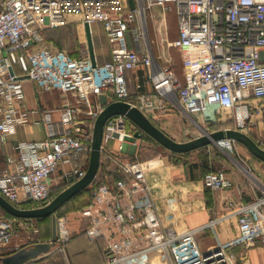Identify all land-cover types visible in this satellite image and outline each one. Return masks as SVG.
Returning a JSON list of instances; mask_svg holds the SVG:
<instances>
[{
  "label": "built area",
  "instance_id": "built-area-1",
  "mask_svg": "<svg viewBox=\"0 0 264 264\" xmlns=\"http://www.w3.org/2000/svg\"><path fill=\"white\" fill-rule=\"evenodd\" d=\"M154 8L175 14L177 37L169 45L182 53L184 81L154 58L146 23ZM74 22L102 25L111 60L97 64L90 55L72 57L43 45V31ZM129 33L136 48L130 47ZM140 66L148 69L154 92L183 115L211 119L220 114L264 149V0H131V5L128 0H0V151L5 157L0 196L19 209L42 208L53 200L59 171L67 188L85 177L95 121L104 109L98 97L111 92L115 102L129 103L145 115L158 108L148 92L131 101L126 75ZM24 77L44 92L60 91L65 102L42 111L37 122L44 127L42 139L11 145L18 128L31 121ZM138 131L126 116L110 118L104 151L113 140L125 155L136 148ZM215 146L234 153L237 143L225 139ZM163 162L157 157L142 163L134 154L121 163L127 179L97 186L89 206L79 211L88 220L86 237L106 244L103 264H237L233 246L249 247L264 238V194L250 203L228 202L238 221L232 244L201 252L194 231L166 226L148 182L150 171ZM203 182L213 191L234 187L223 169L209 172ZM40 232L36 219L0 215V257L25 248ZM72 239L70 218L57 216L58 250L65 253Z\"/></svg>",
  "mask_w": 264,
  "mask_h": 264
},
{
  "label": "crops",
  "instance_id": "crops-1",
  "mask_svg": "<svg viewBox=\"0 0 264 264\" xmlns=\"http://www.w3.org/2000/svg\"><path fill=\"white\" fill-rule=\"evenodd\" d=\"M128 1L131 5V0ZM156 11L162 14V16L158 26L156 25V21H153L155 31L157 32L155 42L158 45V48L154 50L153 44H150L154 58L160 66H173L172 68L177 72L181 81H184L182 59L180 62V59L166 53V48H173L169 44L177 37V20L175 36H171L168 31L167 17L168 14H172L174 18L173 13L165 12L161 8H154L152 14L155 18L157 15ZM79 24L83 29L85 38L84 47L80 51L82 53L81 56L90 55L86 27L81 23ZM49 30L51 29H46L44 31L45 34ZM90 31L95 62L97 64H104L111 60L110 39L100 23L90 26ZM129 43L131 48H136L130 36ZM43 45L62 50L58 46H55L53 42L48 41L46 35ZM80 53L70 55L72 57H79ZM17 71L21 75V72ZM147 74L148 69L144 66H140L127 73L128 85L132 93L131 101L137 102L140 92L153 94L158 108L155 111L146 113V115L158 126L155 116L157 115L156 111L160 109L168 110L176 106L169 100H162L154 92L152 85L147 81ZM102 97H106L108 103L115 102L113 94L108 92L98 97V102L102 106ZM24 99L30 108L29 115L31 121L27 127L20 126L18 128V133L12 138L11 145L16 141H36L42 139L45 135L44 127L37 124L42 111L61 108L65 102V95L60 91L44 92L35 83L27 79V77H24ZM54 117L55 120H59L58 114H55ZM35 128H38L41 132V138L32 137ZM224 129H233V126L220 128V130ZM137 143L136 148L129 147L125 155L120 153L118 149L119 144L117 150L113 152L107 150L106 144V151L102 153L100 169L92 187L96 188L101 184L110 183L114 180L127 179V175L122 170L121 163L127 161V159L133 160L134 154H137L138 160L142 163L160 157L164 162L161 166L150 171L148 182L157 200L159 213L163 217L165 225L173 227L180 233L194 231V240L201 252L208 251L217 245L234 243L238 237V221L237 217L233 215L234 208L229 207L228 202L240 204L254 201L257 196L264 194V182L261 184L262 188L254 187L247 183V181L242 180L238 172L235 171L228 172L234 183V187L231 190H208L203 182V172L199 169L191 171L192 164H199L195 158H197L196 154H199L203 148L187 154H175L165 149L146 134L142 139L137 138ZM238 145L244 146L240 143H237ZM248 152L251 154L249 150ZM0 156H2L0 169H3L5 167V157L1 151ZM251 156L256 160L255 166L258 171L262 172L261 175L264 181V162L252 154ZM223 161L226 162L225 160ZM56 175L58 181L66 183L62 177V171H59ZM68 217L71 220L74 239L67 246L66 252L63 255V264H103L106 252L105 242L103 240L90 241L86 237L84 231L88 226V220L81 218L79 211L68 214ZM212 220L218 221L214 227L209 226ZM38 237L39 235H32L29 244L24 247L29 248L37 244L39 242ZM51 238H43L40 242H48ZM231 250L237 257V264H264V238L259 239L249 247L237 244ZM54 253L61 252L56 247L51 253L39 257L33 264H39L43 260L47 261L51 259L52 256L56 255Z\"/></svg>",
  "mask_w": 264,
  "mask_h": 264
},
{
  "label": "water",
  "instance_id": "water-1",
  "mask_svg": "<svg viewBox=\"0 0 264 264\" xmlns=\"http://www.w3.org/2000/svg\"><path fill=\"white\" fill-rule=\"evenodd\" d=\"M85 27L88 35L90 57L93 62H95L90 26L85 25ZM102 104L104 109L95 121L90 163L85 177L77 182H74L71 186L54 197L47 206L42 208L19 209L0 196V207L14 218H51L52 221V238L50 241L37 243L32 247H25L13 254L0 257V264H30L42 255L51 253L52 250L56 248L57 213L73 197L82 191L87 190L96 180L101 165L102 153L104 151L103 135L105 125L107 121L114 116H126L139 130L135 135L136 138L142 139L146 134L165 149L175 154H187L202 148L216 145V143L221 140L229 139L244 145L252 155L264 162V149H262L253 138L236 129H224L214 132H207L203 130L202 135L198 138L187 142H178L155 125L153 121H151L138 108L132 107L129 103H108L106 97H102ZM235 160L236 162L242 161L238 156Z\"/></svg>",
  "mask_w": 264,
  "mask_h": 264
},
{
  "label": "rangeland",
  "instance_id": "rangeland-1",
  "mask_svg": "<svg viewBox=\"0 0 264 264\" xmlns=\"http://www.w3.org/2000/svg\"><path fill=\"white\" fill-rule=\"evenodd\" d=\"M173 13V12H172ZM156 18L153 14H148L146 18L147 23V33H148V42L150 44H153L154 50L158 48V45L155 42L156 37V31H155V25L153 24V21H156V25L158 26L161 22V16L159 12L156 11ZM174 18L172 14H168L167 17V23L169 26V34L171 36H175V25H176V17L173 13ZM155 18V19H154ZM46 38L48 41L53 42L55 46H58V48L65 50L71 55H77L80 53L82 47H84L85 44V38L83 34V29L79 22L71 23L67 26H61L58 28L51 29L46 32ZM129 36L131 37V33H129ZM175 39V38H174ZM173 39V40H174ZM167 54H172V56L176 57L177 59H180L181 62V52L175 48H166ZM82 53H80L79 56H81ZM173 67V66H172ZM181 67V65H179ZM156 121L159 126V128H162V130L167 133L170 137L174 138V140L178 142H187L190 140H193L195 138H198L202 135L203 130L207 132H213L214 129L220 125H224L225 123H230L232 121L223 120L219 117H212L211 119L208 117L203 116H196V117H187L182 114L180 109L176 107H172L168 110L166 109H160L156 111ZM223 116V115H222ZM233 126V123H232ZM34 134L32 135L33 138H41L42 134L39 131L38 128L34 129ZM118 144L116 141H111L107 144L106 148L109 151H116L118 148ZM10 147V146H9ZM197 155V161L199 162L200 166H203V161L205 159H208L209 165L205 169L207 171H214V170H226L227 172H238L239 176L242 180L247 181V183L253 185L254 187L262 188L263 177L261 175L262 172L258 171V169L255 166V159L249 154L247 148L245 146H237L234 153H226L220 148L216 147L215 145H212L210 147L203 148V150ZM237 156L242 160L236 162ZM196 157V156H195ZM2 159V156H0V160ZM128 160V159H127ZM130 160V159H129ZM225 160L226 162H224ZM221 161V162H220ZM245 169H243V168ZM247 169V170H246ZM248 171L249 173H247ZM250 174V175H249ZM57 176V175H56ZM56 176H54L53 182V191H55L57 188H59L60 185L65 184L61 181H55ZM252 176V177H251ZM254 178V179H253ZM104 183V184H108ZM92 191L89 196L86 198H82L80 201L84 206L86 207L89 205L92 200V193L95 188L91 186ZM91 197V198H90ZM79 202V203H80ZM79 207V206H78ZM60 216V215H59ZM45 230L47 234H50L49 237H51L52 233V224L51 220H48V222L45 224ZM43 232V233H44ZM42 233V236H44ZM48 237V238H49ZM74 239V234H73ZM72 239V241H73ZM67 249V248H66ZM56 255L52 256L49 260H43L39 264H63L64 260V253H54Z\"/></svg>",
  "mask_w": 264,
  "mask_h": 264
},
{
  "label": "trees",
  "instance_id": "trees-1",
  "mask_svg": "<svg viewBox=\"0 0 264 264\" xmlns=\"http://www.w3.org/2000/svg\"><path fill=\"white\" fill-rule=\"evenodd\" d=\"M43 36L45 37V32L43 31ZM217 117L220 118V115H217ZM232 126V122L230 123H225L224 125H220L218 127H216L214 129V131H219L220 128H224V127H231ZM213 131V132H214ZM209 165V161L208 159H205L203 161V166H200L199 164H192L191 165V171L193 172V170L195 171V169H199L201 172H203V177H205L209 172L211 171H207L205 168L208 167ZM89 167V166H88ZM213 171V170H212ZM95 182V181H94ZM93 185V184H92ZM91 185V186H92ZM91 186L87 189V190H84L82 191L81 193H79L78 195H76L75 197H73L68 203H66L57 213V216H67L68 214L70 213H73V212H77V211H81L83 210L84 206H82L83 202L81 203L80 201L82 200V198H86L87 196H89L91 194V191L92 189ZM67 188V185L66 184H62L59 186V188H57L55 191H53L52 189V197H56L58 194H60L62 191H64L65 189ZM91 198V197H90ZM80 202V203H79ZM91 202V201H90ZM79 206V207H78ZM33 205H27L25 208L28 209V208H32ZM0 215L6 217V218H14L13 216H11L10 214H8L5 210H3L1 207H0ZM38 224H39V227H40V235L38 237V240L41 241L43 240V238H48L50 236V234H47L46 231L44 232L43 230H45V224L48 222V220H51V218H43V219H36ZM51 224H52V221H51ZM52 228V227H51ZM44 232V233H43ZM42 233L44 236H42ZM52 235V233H51ZM51 237H49L48 239H50Z\"/></svg>",
  "mask_w": 264,
  "mask_h": 264
},
{
  "label": "bare ground",
  "instance_id": "bare-ground-1",
  "mask_svg": "<svg viewBox=\"0 0 264 264\" xmlns=\"http://www.w3.org/2000/svg\"><path fill=\"white\" fill-rule=\"evenodd\" d=\"M243 168V167H242ZM243 169H245V168H243ZM247 170V169H246ZM247 173H249L248 171H246ZM250 175V174H249ZM252 177V176H251Z\"/></svg>",
  "mask_w": 264,
  "mask_h": 264
}]
</instances>
